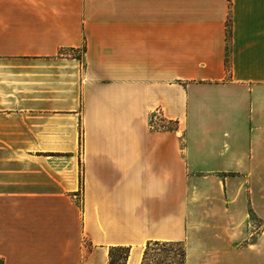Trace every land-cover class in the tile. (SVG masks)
I'll use <instances>...</instances> for the list:
<instances>
[{
  "label": "crops",
  "instance_id": "crops-1",
  "mask_svg": "<svg viewBox=\"0 0 264 264\" xmlns=\"http://www.w3.org/2000/svg\"><path fill=\"white\" fill-rule=\"evenodd\" d=\"M148 241L264 264V0H0L3 264Z\"/></svg>",
  "mask_w": 264,
  "mask_h": 264
},
{
  "label": "rangeland",
  "instance_id": "rangeland-1",
  "mask_svg": "<svg viewBox=\"0 0 264 264\" xmlns=\"http://www.w3.org/2000/svg\"><path fill=\"white\" fill-rule=\"evenodd\" d=\"M160 122V121H158ZM159 124L164 125V123L160 122ZM261 194H263L261 192ZM262 204V202H260ZM248 211H252L250 194H249V201H248ZM247 221H245V226L247 229L251 231H247L245 234V240H251V237L254 235L252 233L254 229H258L259 226L263 224V218L257 216L255 213H249L246 217ZM253 230V231H252ZM122 255V252H114V259L118 262H122L119 259V256ZM141 263V262H140ZM144 264H180V247L178 245H150L147 250L146 260Z\"/></svg>",
  "mask_w": 264,
  "mask_h": 264
},
{
  "label": "trees",
  "instance_id": "trees-1",
  "mask_svg": "<svg viewBox=\"0 0 264 264\" xmlns=\"http://www.w3.org/2000/svg\"><path fill=\"white\" fill-rule=\"evenodd\" d=\"M178 245L180 247V264H183V258H184V249L180 242H159V241H148L146 242L145 248L143 250V254L141 257V263L144 264V261L146 260L147 250L150 245ZM114 252H122V255L119 256V259L122 260V262L116 261L114 259ZM129 254V247L128 246H112L108 251V264H125L126 259ZM0 264H3L2 258H0Z\"/></svg>",
  "mask_w": 264,
  "mask_h": 264
}]
</instances>
